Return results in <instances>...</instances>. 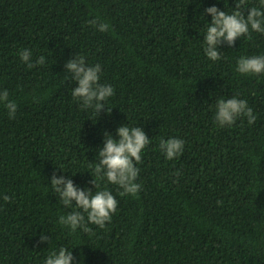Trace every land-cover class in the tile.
I'll use <instances>...</instances> for the list:
<instances>
[{
    "label": "trees",
    "instance_id": "16d2710c",
    "mask_svg": "<svg viewBox=\"0 0 264 264\" xmlns=\"http://www.w3.org/2000/svg\"><path fill=\"white\" fill-rule=\"evenodd\" d=\"M236 3L0 0V92L18 106L13 119L0 105V264H44L61 247L73 264H264V74L236 71L240 57L264 55V34L225 41L217 61L204 51L205 9L232 13ZM25 48L45 64L29 69ZM76 54L100 64V82L114 88L100 115L72 96L78 84L66 79V63ZM233 96L247 100L254 124L217 126L216 102ZM123 124L150 138L135 196L92 172L104 132L119 139ZM161 138L182 139V155L168 160ZM91 172L117 211L104 228L73 233L59 217L82 210L59 202L51 177L95 191Z\"/></svg>",
    "mask_w": 264,
    "mask_h": 264
},
{
    "label": "clouds",
    "instance_id": "9594fccd",
    "mask_svg": "<svg viewBox=\"0 0 264 264\" xmlns=\"http://www.w3.org/2000/svg\"><path fill=\"white\" fill-rule=\"evenodd\" d=\"M259 7L249 6L248 0H237L235 10L232 13L220 10L217 6L205 9V15L211 14L212 20L208 23L204 36L205 54L208 59L217 61L221 59L219 45L225 41L229 46H234L238 37L252 39V33L264 34V0H259ZM247 10V12H246ZM88 23L100 32H107L110 25L97 19L89 20ZM21 62L29 69L36 65H44L46 58L41 55L35 62L32 59L30 49H22L19 53ZM100 64L89 65L86 57L75 55L66 63V79L74 81L78 86L73 87L72 96L80 101V106L87 110L94 109L97 113L106 107L105 101L114 95V88L107 83H101ZM236 71L242 75L264 74V55L242 56L237 61ZM35 99V98H34ZM0 105L6 108L9 118H15L17 103L9 99V92L4 89L0 92ZM112 110V109H111ZM111 110L107 108L108 113ZM247 118L249 125L255 123L257 117L247 100L237 96L232 98H220L216 102L214 121L218 127H231L238 119ZM119 139L105 131L103 146L98 150V161L92 172L95 177L105 179L110 184L119 186L122 191L119 195L135 196L141 189L137 182L140 169L136 166L142 160V150L150 143V138L140 126L128 127L123 124L117 128ZM184 141L180 138H161L159 150L168 160L179 158L184 151ZM91 172V175L93 176ZM181 175L179 171L175 173ZM93 176L92 183L95 191L78 188L72 179L66 176H58L53 173L51 185L53 193L58 194L59 202L66 208L75 204L82 211H71L67 215L59 217V223L71 229L75 233L77 229L91 233L89 224L104 228L111 221L112 215L117 211L118 201L111 191L99 190V184ZM3 200L9 202L11 197L3 195ZM84 213L87 214L85 217ZM50 237L42 233L40 242H49ZM83 256V252L81 254ZM75 257L72 250L61 247L58 251H52L44 261V264H73Z\"/></svg>",
    "mask_w": 264,
    "mask_h": 264
}]
</instances>
